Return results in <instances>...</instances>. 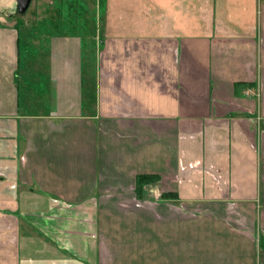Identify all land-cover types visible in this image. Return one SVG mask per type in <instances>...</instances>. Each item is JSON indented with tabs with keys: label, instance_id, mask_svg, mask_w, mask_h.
<instances>
[{
	"label": "crops",
	"instance_id": "1",
	"mask_svg": "<svg viewBox=\"0 0 264 264\" xmlns=\"http://www.w3.org/2000/svg\"><path fill=\"white\" fill-rule=\"evenodd\" d=\"M111 2L158 22L86 55L0 0V264H264V0Z\"/></svg>",
	"mask_w": 264,
	"mask_h": 264
},
{
	"label": "rangeland",
	"instance_id": "2",
	"mask_svg": "<svg viewBox=\"0 0 264 264\" xmlns=\"http://www.w3.org/2000/svg\"><path fill=\"white\" fill-rule=\"evenodd\" d=\"M34 2L35 0L31 1L29 8L22 16H10L17 23H24L25 21L29 22L28 28L22 27L20 25V30L27 31L29 35L38 34L43 39L42 43L46 45L50 44L52 38L66 36V32L71 30L72 35H76L79 39H83L86 55L89 54V49L93 44L91 39L95 37L104 38L108 35H124L126 31L123 29H127L125 27L126 21L130 22L132 25H140L141 23L140 29H135L136 27L134 29H127L130 31V33L135 32L134 30H140L141 33H136L141 35L146 34L145 32L149 30V24L153 26L155 21L158 22V19H154V14H149V4L146 8H143L142 11H139L130 9V3H126L125 8L120 10L118 8V2H111V0H100L102 8L104 5H107V3L111 2L107 5V15H103L102 12H100L98 15H62L60 6L61 4L59 5L58 3H55L56 8L60 11H55L54 15H34L32 12ZM153 7L154 6L152 5V9ZM127 12L128 14H125ZM101 15H103V17ZM156 15H160V12L158 11ZM2 17L4 22H10V20L6 19L8 18L6 15H3ZM172 23L175 27L180 22L173 21ZM108 26L110 27L109 29ZM0 27H6V25L0 22ZM170 27L172 29H169V31L173 32L174 30V32L179 33V36H182L181 31L177 30V28L173 29L172 24ZM153 33H156V29H154ZM124 112L127 113V111ZM116 113L117 112H114V115H121L120 113Z\"/></svg>",
	"mask_w": 264,
	"mask_h": 264
},
{
	"label": "water",
	"instance_id": "3",
	"mask_svg": "<svg viewBox=\"0 0 264 264\" xmlns=\"http://www.w3.org/2000/svg\"><path fill=\"white\" fill-rule=\"evenodd\" d=\"M31 0H16V12L19 14L25 13L30 5Z\"/></svg>",
	"mask_w": 264,
	"mask_h": 264
},
{
	"label": "trees",
	"instance_id": "4",
	"mask_svg": "<svg viewBox=\"0 0 264 264\" xmlns=\"http://www.w3.org/2000/svg\"><path fill=\"white\" fill-rule=\"evenodd\" d=\"M153 179H148V178H145V177H139L137 178L136 182H137V195L140 193L141 191V184L143 183H148L149 181H152ZM169 197H174V195L172 194H167V195H163V198H169Z\"/></svg>",
	"mask_w": 264,
	"mask_h": 264
}]
</instances>
